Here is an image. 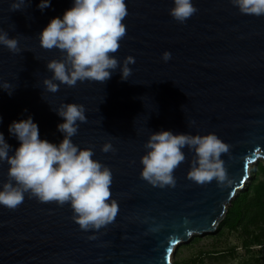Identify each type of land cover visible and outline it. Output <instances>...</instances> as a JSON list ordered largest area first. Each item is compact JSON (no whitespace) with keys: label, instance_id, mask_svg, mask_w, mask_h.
I'll list each match as a JSON object with an SVG mask.
<instances>
[{"label":"water","instance_id":"95a60500","mask_svg":"<svg viewBox=\"0 0 264 264\" xmlns=\"http://www.w3.org/2000/svg\"><path fill=\"white\" fill-rule=\"evenodd\" d=\"M12 2L0 0V29L17 38L20 52L0 45V84L14 88L11 95L0 89V132L14 151L19 142L8 127L31 115L40 139L58 144L63 118L52 108L84 105L87 122H78L72 140L92 148L93 158L112 170L111 198L119 211L111 224L85 232L69 204L41 203L26 194L14 210L0 206V264H172L180 244L216 231L244 189L250 165L264 160V16L241 14L230 0H193L198 11L181 24L169 15L172 0H125L126 34L113 55L121 64L135 59L128 80L118 67L105 83L60 84L51 93L43 85L52 75L46 64L61 54L42 48L39 34L72 0H51L43 12L40 0H26L17 11L10 10ZM164 51L171 53L168 62ZM161 130L215 133L230 145L221 159L231 182L189 180L194 153L187 147L173 173L175 187L141 179L144 144ZM107 141L115 153L101 151ZM8 167L0 163V184Z\"/></svg>","mask_w":264,"mask_h":264},{"label":"clouds","instance_id":"9594fccd","mask_svg":"<svg viewBox=\"0 0 264 264\" xmlns=\"http://www.w3.org/2000/svg\"><path fill=\"white\" fill-rule=\"evenodd\" d=\"M230 3L241 14L264 16V0H230ZM25 4L26 0H13L10 10H20ZM172 4L169 15L181 24L198 11L193 0H172ZM50 5L51 0H40L37 7L43 12ZM127 15L125 0H72V7L62 17L51 19L39 34L40 46L57 49L61 58L46 64L52 73L43 80L46 90L55 93L60 84L74 87L78 81L85 80L105 83L118 67L121 79L127 81L132 72L129 65L135 59L127 57L121 64L113 55L126 34L122 21ZM0 45L12 53L20 52L17 38H10L3 29H0ZM161 58L168 62L171 53L164 51ZM0 89L9 95L14 91L8 82L0 84ZM52 110L63 118L57 125L63 134L58 144L40 139L38 125L31 115L12 121L8 127L9 135L19 142L14 151L0 132V163L9 166L7 180L0 184V206L14 210L26 194L41 203L55 202L61 207L67 203L81 230H99L111 224L119 211L118 203L111 198L112 170L93 158L92 148L73 143L79 123L87 122L84 105L64 103ZM185 147L194 153L187 174L189 180L201 185L215 180L221 186L231 182L221 159L222 154L229 152L230 145L215 133L174 134L171 130L149 135L144 144L145 154L140 159L141 179L161 189L175 187L173 173L186 159L182 151ZM101 151L115 153L116 149L107 141Z\"/></svg>","mask_w":264,"mask_h":264},{"label":"trees","instance_id":"16d2710c","mask_svg":"<svg viewBox=\"0 0 264 264\" xmlns=\"http://www.w3.org/2000/svg\"><path fill=\"white\" fill-rule=\"evenodd\" d=\"M251 168L249 182L244 190L232 199L224 218L212 234L220 236L226 229L236 232L241 247L247 251L252 264H262L260 260H264V253L261 252L264 248V163L259 162ZM190 264L201 263L194 259Z\"/></svg>","mask_w":264,"mask_h":264},{"label":"rangeland","instance_id":"374dc122","mask_svg":"<svg viewBox=\"0 0 264 264\" xmlns=\"http://www.w3.org/2000/svg\"><path fill=\"white\" fill-rule=\"evenodd\" d=\"M259 162L264 163V160L257 159L250 165L249 176L252 174L251 167ZM249 178L246 184L249 182ZM261 252L264 253V248ZM248 257L247 251L241 247L236 232L226 229L220 236L212 233L193 236L189 242L180 244L172 252L170 261L172 264H190L192 260L196 259L201 264H241L242 262L252 264L253 262ZM260 262L264 264V260H260Z\"/></svg>","mask_w":264,"mask_h":264}]
</instances>
